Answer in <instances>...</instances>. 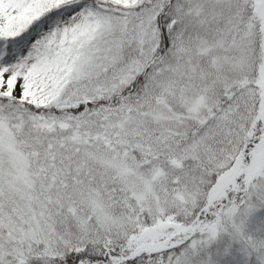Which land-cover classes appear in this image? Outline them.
Segmentation results:
<instances>
[{
    "label": "snow or ice",
    "instance_id": "snow-or-ice-1",
    "mask_svg": "<svg viewBox=\"0 0 264 264\" xmlns=\"http://www.w3.org/2000/svg\"><path fill=\"white\" fill-rule=\"evenodd\" d=\"M0 264H264V0H0Z\"/></svg>",
    "mask_w": 264,
    "mask_h": 264
}]
</instances>
